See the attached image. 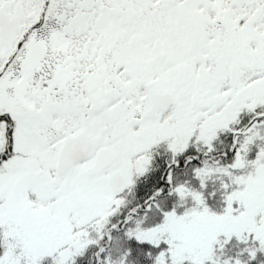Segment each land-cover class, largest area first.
I'll list each match as a JSON object with an SVG mask.
<instances>
[{
	"label": "snow or ice",
	"instance_id": "6c2138e0",
	"mask_svg": "<svg viewBox=\"0 0 264 264\" xmlns=\"http://www.w3.org/2000/svg\"><path fill=\"white\" fill-rule=\"evenodd\" d=\"M0 264H264V0H0Z\"/></svg>",
	"mask_w": 264,
	"mask_h": 264
}]
</instances>
